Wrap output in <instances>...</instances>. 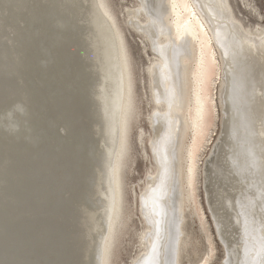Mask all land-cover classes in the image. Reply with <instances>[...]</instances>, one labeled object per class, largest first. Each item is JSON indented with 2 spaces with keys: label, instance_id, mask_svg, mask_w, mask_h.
<instances>
[{
  "label": "bare ground",
  "instance_id": "bare-ground-1",
  "mask_svg": "<svg viewBox=\"0 0 264 264\" xmlns=\"http://www.w3.org/2000/svg\"><path fill=\"white\" fill-rule=\"evenodd\" d=\"M224 3L0 0V264H264V15Z\"/></svg>",
  "mask_w": 264,
  "mask_h": 264
},
{
  "label": "rangeland",
  "instance_id": "rangeland-1",
  "mask_svg": "<svg viewBox=\"0 0 264 264\" xmlns=\"http://www.w3.org/2000/svg\"><path fill=\"white\" fill-rule=\"evenodd\" d=\"M118 1L119 0H113V3H114L115 6L118 3L121 4V5L122 4H126V5L130 4V0H124L123 2H121V1L118 2ZM229 1H230V4H231V6H232V8H233V10H234V12L236 14L243 15L247 19H250L251 21H253V18L251 17L250 13L247 10H245L243 7H241V5L239 4L240 0H229ZM245 1H247V4H250L251 6L257 8L258 10H260V12H262L263 15H264V0H245ZM118 9H121V7H118ZM135 37H136L135 34L132 33L131 31L126 32L127 44L129 45L128 47H129L130 53H131V55H132V57L134 59L135 68L137 67L136 68V81L137 82H135V91L137 92V95L139 97V101H140V105H141L140 109H141V114H142L146 110V103L144 102L145 101V96L143 95V90H144L143 89V83L139 82V81H141L139 79L141 74L139 73L138 69H139V67H143V64L145 63V58L140 53L139 46L137 44V38H135ZM138 123H139V121H138ZM141 125L146 129V125L145 124L141 123ZM135 132H136L135 130H134V132H132L133 133V135H132L133 139H134V136H135ZM133 139H132V143H133L134 147L132 149L133 150L132 154L135 157L134 158L135 159V161H134L135 164L133 166L134 173L132 175L129 174L128 179L126 180L127 183H129V184H127V192L129 190L128 189V187H129L128 185H130L132 182H134V184H135L133 187L137 186V180L139 179V177L142 176V173H143V170H144V166H145V163L143 162V159H142V155H143L142 150H141L140 146L137 147L134 144V140ZM135 146H136L137 149H135ZM145 151H146V147H145ZM138 190H139V188H136V191H138ZM128 198L130 199V203L133 204L131 194H129ZM135 212L136 211H134V213ZM133 220L136 221V216H134ZM128 248L129 247L127 246L126 249H128ZM215 248H216V253H215L214 259H213L211 264H214V263L217 264L218 261H219V257L221 256V251H220V248L218 247L217 243H215ZM127 256H128V253L126 254V253H124V251H122L118 264H128L129 260H128Z\"/></svg>",
  "mask_w": 264,
  "mask_h": 264
},
{
  "label": "snow or ice",
  "instance_id": "snow-or-ice-1",
  "mask_svg": "<svg viewBox=\"0 0 264 264\" xmlns=\"http://www.w3.org/2000/svg\"><path fill=\"white\" fill-rule=\"evenodd\" d=\"M221 4L226 7V4L224 3V0H221ZM186 7V10L190 13H192V9L187 7V5L185 6ZM193 15V18H195V13H192ZM261 20L262 22H264V17H261ZM197 23H200V26H201V30L203 31V24L200 22V21H197ZM189 25H190V22L186 21L185 24H184V30H185V34H191L188 29H189ZM178 32H179V29H178ZM217 35L219 36V33H217ZM178 38H180V36H178ZM210 43V42H209ZM203 46H204V42L201 43V48L203 49ZM189 158H191V151H189ZM166 159H165V163H166ZM188 175H189V184H191V181H192V175H193V168L191 166V163H189V167H188ZM158 223V222H157ZM157 232H159V228H157Z\"/></svg>",
  "mask_w": 264,
  "mask_h": 264
}]
</instances>
